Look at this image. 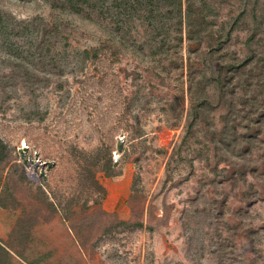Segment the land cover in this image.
I'll use <instances>...</instances> for the list:
<instances>
[{
	"label": "rangeland",
	"instance_id": "obj_1",
	"mask_svg": "<svg viewBox=\"0 0 264 264\" xmlns=\"http://www.w3.org/2000/svg\"><path fill=\"white\" fill-rule=\"evenodd\" d=\"M0 11V264H264V0Z\"/></svg>",
	"mask_w": 264,
	"mask_h": 264
},
{
	"label": "trees",
	"instance_id": "obj_2",
	"mask_svg": "<svg viewBox=\"0 0 264 264\" xmlns=\"http://www.w3.org/2000/svg\"><path fill=\"white\" fill-rule=\"evenodd\" d=\"M2 13H1V11H0V35H5V36H8V32H10V31H12V30H9L8 32H7V26H8V24L5 22L6 20L5 19H3L2 18V15H1ZM238 68H239V66H238ZM2 146V142H1V140H0V147ZM102 170H104V171H106L108 174H111L110 172H109V165L108 164H102L101 165V167H100Z\"/></svg>",
	"mask_w": 264,
	"mask_h": 264
},
{
	"label": "built area",
	"instance_id": "obj_3",
	"mask_svg": "<svg viewBox=\"0 0 264 264\" xmlns=\"http://www.w3.org/2000/svg\"><path fill=\"white\" fill-rule=\"evenodd\" d=\"M29 167H27V172L29 173V175L32 177V178H35L37 176H39V172L36 171L35 169V164L34 163H29Z\"/></svg>",
	"mask_w": 264,
	"mask_h": 264
}]
</instances>
